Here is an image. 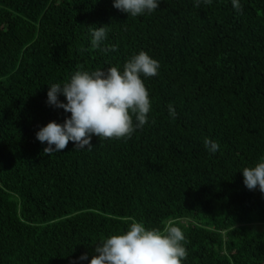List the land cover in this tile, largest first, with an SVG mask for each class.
Returning a JSON list of instances; mask_svg holds the SVG:
<instances>
[{
  "label": "trees",
  "instance_id": "obj_1",
  "mask_svg": "<svg viewBox=\"0 0 264 264\" xmlns=\"http://www.w3.org/2000/svg\"><path fill=\"white\" fill-rule=\"evenodd\" d=\"M158 2L133 17L114 0H0V264H90L132 219L179 226L182 264H264V193L242 174L264 159V0ZM89 26L106 28L99 48ZM140 51L160 65L141 76L148 122L44 154L37 132L71 115L49 86Z\"/></svg>",
  "mask_w": 264,
  "mask_h": 264
},
{
  "label": "clouds",
  "instance_id": "obj_2",
  "mask_svg": "<svg viewBox=\"0 0 264 264\" xmlns=\"http://www.w3.org/2000/svg\"><path fill=\"white\" fill-rule=\"evenodd\" d=\"M205 3L211 4L212 0ZM232 4L236 11H242L239 0H232ZM113 6L135 17L151 13L160 5L158 0H114ZM89 27L91 44L99 48L106 38V28ZM112 48L115 50V46ZM159 66L157 60L140 51L124 64L122 72L117 67L107 71H76L69 82L51 84L47 103L71 115L63 124L51 121L37 132L36 138L41 143L47 142L43 153L50 156L61 152L69 141L74 142V149L91 151L93 136L130 138L137 128L148 122L151 108L149 92L141 76H156ZM61 95L66 103L59 99ZM168 108L170 116L175 118L173 105L169 104ZM204 145L211 153L219 150V144L209 138H205ZM242 174L249 190L258 187L264 193V159L255 167H245ZM184 240V232L173 221H168L163 229H148L132 219L126 233L111 235L95 247L96 254L90 264H182L187 257ZM87 259V254L79 257L81 261Z\"/></svg>",
  "mask_w": 264,
  "mask_h": 264
}]
</instances>
